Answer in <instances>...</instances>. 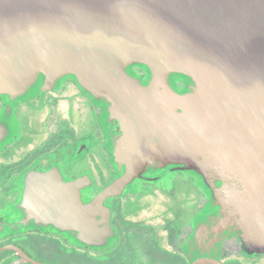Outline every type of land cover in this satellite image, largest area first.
Wrapping results in <instances>:
<instances>
[{"label":"water","instance_id":"water-1","mask_svg":"<svg viewBox=\"0 0 264 264\" xmlns=\"http://www.w3.org/2000/svg\"><path fill=\"white\" fill-rule=\"evenodd\" d=\"M67 82L100 110L114 178L94 197L28 182L0 238L61 227L105 248L109 201L180 176L213 233L264 254V0H0V144L15 106Z\"/></svg>","mask_w":264,"mask_h":264},{"label":"flooded vegetation","instance_id":"flooded-vegetation-1","mask_svg":"<svg viewBox=\"0 0 264 264\" xmlns=\"http://www.w3.org/2000/svg\"><path fill=\"white\" fill-rule=\"evenodd\" d=\"M6 108L0 101V116ZM12 112L0 144V212L18 206L30 181L58 183L54 191L79 182L91 197L112 182L100 110L74 84L21 102ZM33 169L59 176L26 179ZM108 205L115 237L109 246H79L61 227L19 232L0 238V250L6 248L0 264H264V254L246 253L236 238L212 232L217 210L190 179L143 185Z\"/></svg>","mask_w":264,"mask_h":264},{"label":"rangeland","instance_id":"rangeland-1","mask_svg":"<svg viewBox=\"0 0 264 264\" xmlns=\"http://www.w3.org/2000/svg\"><path fill=\"white\" fill-rule=\"evenodd\" d=\"M137 72H139V71H137Z\"/></svg>","mask_w":264,"mask_h":264},{"label":"trees","instance_id":"trees-1","mask_svg":"<svg viewBox=\"0 0 264 264\" xmlns=\"http://www.w3.org/2000/svg\"><path fill=\"white\" fill-rule=\"evenodd\" d=\"M137 71H139V70H137Z\"/></svg>","mask_w":264,"mask_h":264}]
</instances>
